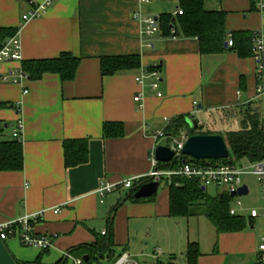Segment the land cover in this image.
<instances>
[{
  "label": "crops",
  "instance_id": "0c3cea01",
  "mask_svg": "<svg viewBox=\"0 0 264 264\" xmlns=\"http://www.w3.org/2000/svg\"><path fill=\"white\" fill-rule=\"evenodd\" d=\"M44 1L0 0V28H20L22 45V60L4 63L3 74L16 72L26 60L55 58L64 51L81 61L72 81L53 73L17 84L0 79V104H5L0 107L5 128L0 141L15 140L14 129L21 120L25 157L22 170L0 172V223L39 212L34 229L54 236L49 249L10 240L12 255L21 262L39 258L40 264H71L65 255L74 248L111 240L92 264H113L125 252L138 264L140 258L175 264L179 253L186 254L189 243L196 242L202 253L198 264H260L264 201L255 199L261 192L256 175L242 176L254 198L244 202L240 195L243 209L238 216L245 222L241 231L220 233L203 212L173 216L168 186L138 202L130 196L133 188L119 187L104 197L98 193L103 181L121 183L148 175L157 146L154 136L173 118L188 115L210 127L199 117L222 120L239 115L242 106L255 105L253 54L240 56L229 46V37L226 51L206 55L196 37L168 36L160 29L146 39L144 24L135 14L175 16L179 0H53L42 17L23 24V15ZM255 1L205 0L204 4L207 10L226 12L228 33H264V13ZM149 41L151 47L146 46ZM133 54L141 57L140 69L102 76L101 58ZM153 65L161 66L159 77L148 76L140 83L141 71ZM137 94L142 100L136 99ZM106 122L122 123L124 134L105 136ZM77 139L87 141L88 161L67 166L65 142ZM255 209L258 216L252 218Z\"/></svg>",
  "mask_w": 264,
  "mask_h": 264
},
{
  "label": "trees",
  "instance_id": "16d2710c",
  "mask_svg": "<svg viewBox=\"0 0 264 264\" xmlns=\"http://www.w3.org/2000/svg\"><path fill=\"white\" fill-rule=\"evenodd\" d=\"M205 0H179V8L182 14L161 15L158 19L163 34L168 36L196 37L199 40L201 53L221 54L228 47L229 34L226 30V12L207 10ZM18 28H0V47L9 37L15 35ZM175 32L174 34L172 32ZM233 34L234 45L232 50H236L240 56H248L254 53L252 43L253 34L246 32H235ZM81 58L73 53L64 51L55 58L31 59L23 62L28 80L41 79L46 73H53L60 76L63 81H72L78 70ZM102 76H113L124 71L140 69L141 57L139 54L104 56L100 61ZM149 69H161L160 65L150 66ZM0 104V107H3ZM9 105V104H8ZM262 105L256 102L255 105L248 104L242 106L239 111L241 127L238 130L226 132V141L230 150V158L224 160L239 162L240 159L247 158L250 162L261 161L264 159V117L262 115ZM188 115H180L173 118L170 125L166 128L167 135L178 137L182 129L188 131L189 136L194 134H220L212 130L205 131V125L192 128L188 122ZM104 134L108 137H121L124 134V125L118 122H106L104 124ZM4 126L0 123V134L4 132ZM65 155L67 166H77L88 161V144L86 140H67L65 142ZM183 160L187 162H204L205 160L193 159L181 155L175 160L160 166L178 167ZM210 161H217L212 160ZM25 157L23 154V144L18 140L0 141V172L20 171L24 168ZM172 182L167 181L170 190V210L173 216H191L200 212L205 213L213 222L218 232L241 231L244 228V217L232 215L230 213L233 196L227 192L217 197L209 196L199 180L186 177H174ZM136 191L131 189V195ZM155 195V194H154ZM152 195V197H154ZM136 200V199H135ZM139 200H136L137 202ZM113 241H100L95 244H86L71 250V254L76 257H89L84 264H92L95 260L99 261L101 253L108 249V245ZM188 264H198V259L202 254L199 243L191 242L187 247ZM14 257V256H13ZM14 259H16L14 257ZM18 264H40V259L32 262H21L16 259Z\"/></svg>",
  "mask_w": 264,
  "mask_h": 264
},
{
  "label": "built area",
  "instance_id": "2783aa9c",
  "mask_svg": "<svg viewBox=\"0 0 264 264\" xmlns=\"http://www.w3.org/2000/svg\"><path fill=\"white\" fill-rule=\"evenodd\" d=\"M148 0H142L146 2ZM53 2V0H46L42 4L35 6L29 13L23 15V24L29 22L31 19L40 18L47 11L46 8ZM257 10L261 13H264V0H256ZM182 9L178 8L176 13L182 14ZM135 19L141 21L144 24L142 31L143 36L147 39H151L155 36L156 33L160 31V22L157 18L153 16L144 17L140 13L135 14ZM23 26V25H22ZM20 28L15 33L14 36L7 38L0 47V79L5 82H10L13 84L23 83L28 80L24 69L20 68L16 72H11L3 74L2 65L8 62H16L22 60L21 54V40L19 39ZM175 33L174 31L172 32ZM175 37V36H174ZM252 43L254 47L253 58L256 61V100L260 101L264 105V33L261 31H255L252 38ZM229 46L234 45L233 34H229ZM146 46L151 47L152 43L147 42ZM151 76L154 78L159 77L158 69H147L142 70L141 74L137 78L140 83H144L145 78ZM154 88H158V83L153 84ZM28 92L27 90L25 91ZM136 99L138 101L142 100V94H137ZM198 103L194 102V106L198 108ZM264 107V106H263ZM264 112V109H263ZM200 125H203V122L197 121ZM22 121L19 120L17 126L14 129V137L19 140L22 133ZM188 131L182 129L178 137L167 135L166 129L156 132L154 138H156L157 146L154 148L152 158H151V171L148 175H137L123 180L121 183L113 182H101V185L98 189V193L101 197H104L109 192H112L119 187L126 188H136L140 187L145 183H150L152 181H158L160 184L163 182H172L171 180L174 177H186L193 180H199L201 184L207 188L210 185H215L218 187L224 188V193L227 192L232 195V193H237L241 186H243L242 176L244 174L256 175L259 178L261 184V193L264 201V159L261 161H255L250 163L249 167L240 166L236 161L224 160L229 158H224L223 160L217 161H208L204 162H195L190 163L183 160L178 167H166L163 168L160 166L156 158V148L159 145H167L171 147L176 155L173 160L180 157L182 154V148L186 141L189 138ZM166 141L165 144L162 142ZM231 156V155H230ZM233 205L230 207V213L232 215H238L242 208V202L240 196L237 195L233 197ZM55 211H59L56 209ZM258 216V210L251 211V217L255 218ZM41 217L40 213L37 212L33 215H26L17 220L7 221L6 223H0V238L6 243L7 239L16 238L20 241L21 244L25 246L40 248V249H49L53 245L54 236H47L45 234H39L34 229V223L39 220ZM107 232H103L106 234ZM259 250L262 252L260 259V264H264V242L259 246ZM66 258L71 260V264H84V257H75L70 253L65 255ZM113 264H138L136 260L128 253L120 255L119 258L115 260Z\"/></svg>",
  "mask_w": 264,
  "mask_h": 264
},
{
  "label": "water",
  "instance_id": "95a60500",
  "mask_svg": "<svg viewBox=\"0 0 264 264\" xmlns=\"http://www.w3.org/2000/svg\"><path fill=\"white\" fill-rule=\"evenodd\" d=\"M227 46V43H225ZM190 126L194 129L198 127V122L193 118H188ZM156 158L159 162L166 164L173 161L176 152L165 145H159L156 150ZM182 154L199 160H223L224 158L230 157V150L228 149L227 141L224 135L220 134H194L188 138L186 143L182 148ZM160 183L158 181H152L150 183H145L140 187H136V191L133 193L135 199L150 198L152 195L157 193L159 190ZM203 190L205 187L203 186ZM237 195H248V187L243 185L237 191V193H232V196ZM89 258L86 257V260ZM0 264H18L16 259H14L9 247L0 238Z\"/></svg>",
  "mask_w": 264,
  "mask_h": 264
},
{
  "label": "rangeland",
  "instance_id": "374dc122",
  "mask_svg": "<svg viewBox=\"0 0 264 264\" xmlns=\"http://www.w3.org/2000/svg\"><path fill=\"white\" fill-rule=\"evenodd\" d=\"M220 112H226V109H221ZM199 118H201L203 121H205L207 125L208 124L210 125V127L209 126L208 127L205 126L206 127L205 131L217 129L221 133V135H224L225 138L227 136L226 135L227 131H229V130H238V128L241 127L240 117L238 115H236V114H235V116L233 115V116L225 118V119L223 118L222 120H220L219 117H216L213 120L210 117H206L205 115H202ZM211 124H213V125H211ZM237 164L240 165V166L243 165L245 167H249L251 165L250 161L247 158L240 159ZM166 187H167V183L163 182V183L160 184V187H159L158 191L162 192ZM259 188L262 189L261 184H260ZM206 189H207L206 190L207 194L209 196H213V197H217L218 195L224 193V188L223 187H218V186H215V185H210ZM123 192H125V190H123ZM257 193L258 194L255 196V199H259L260 200V198H261V200H263L262 199L263 196H262V193L260 192V190ZM253 198L254 197H253L252 194L241 196V200L244 201V202H250ZM257 227L259 228L258 225H257ZM10 240H17L20 245H24V244H21L18 239L10 238V239H7V241L5 243L7 246L9 244ZM26 247H29V246H26ZM150 260L151 259H149V258H140L139 262H140V264H158L157 261H154L152 263V262H149ZM167 260H168V258H166V261ZM170 261L168 260L166 262V264H169ZM186 261H187L186 254L185 253H183V254L179 253L178 258L174 262H175V264H186Z\"/></svg>",
  "mask_w": 264,
  "mask_h": 264
}]
</instances>
